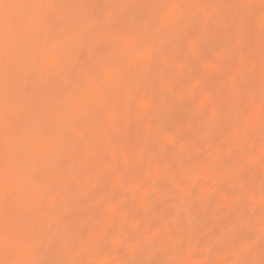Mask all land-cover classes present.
<instances>
[{
    "label": "bare ground",
    "instance_id": "bare-ground-1",
    "mask_svg": "<svg viewBox=\"0 0 264 264\" xmlns=\"http://www.w3.org/2000/svg\"><path fill=\"white\" fill-rule=\"evenodd\" d=\"M177 1L0 0V264H263L260 1Z\"/></svg>",
    "mask_w": 264,
    "mask_h": 264
},
{
    "label": "rangeland",
    "instance_id": "rangeland-1",
    "mask_svg": "<svg viewBox=\"0 0 264 264\" xmlns=\"http://www.w3.org/2000/svg\"><path fill=\"white\" fill-rule=\"evenodd\" d=\"M102 0H88V4H87V7H92L93 8V11H95L96 12V14L97 15H100V17L103 19V21H101V22H104L105 21V19L104 18H106V16H108L109 14H111L112 15V13L114 12L115 13V15H112L111 17V21H115L117 18V15H118V11L119 10H117V8L114 6V5H107V3L105 2V0H104V2L102 1ZM177 1V0H176ZM179 1V3H180V0H178ZM177 1V2H178ZM251 1H256V0H245V2H244V0L243 1H241L242 3H248V2H251ZM260 1V3H257L255 6H254V8L258 5V11H259V14H261V15H263V17H264V0H259ZM241 2L239 3V4H236L237 6H241ZM104 3V4H103ZM103 5V6H102ZM89 7V8H90ZM115 8V9H114ZM210 8V7H209ZM212 9V8H211ZM103 11L102 13L100 12V11ZM116 10V11H115ZM213 10V9H212ZM212 10H209V11H212ZM161 11H164L163 12V14H162V17H163V20H164V23H166L168 20H169V18H170V15H171V10L170 9H167V10H161ZM207 12H208V9H207ZM99 13H101V14H99ZM107 13V14H106ZM106 14V15H105ZM105 15V16H104ZM104 18H103V17ZM114 17H115V19H114ZM101 19V20H102ZM113 19V20H112ZM170 26H172V24L170 25ZM117 27V26H116ZM115 27V28H116ZM116 29H118V27L116 28ZM119 30V29H118ZM105 38H107V39H109V38H112V36H106ZM199 38V37H198ZM197 38V39H198ZM107 39H106V41H107ZM186 47H188L189 49H190V51L191 52H195V50H196V47H197V43H196V39L195 38H193V37H189L188 39H187V41H186ZM210 48V47H209ZM186 52H188V50H185ZM183 52V51H182ZM142 54H144L143 56H146L147 54H148V52L146 51V50H143L142 51ZM192 54V53H191ZM216 54V53H215ZM214 54V58L213 57H211L212 59H213V61H210V58H209V60H207V61H210V62H212V64H217L216 63V58H217V56L219 55V53H217L216 55ZM85 55H87L86 53H85ZM187 55L189 56V52L188 53H184V56L185 57H187ZM193 55V54H192ZM84 56V55H83ZM82 56V57H83ZM88 57V56H87ZM182 57H183V53H182ZM83 58H85V57H83ZM187 58H190V59H193V58H191V57H187ZM187 58H184V60L183 59H181L182 61H184V63L185 62H190V60H188L187 61ZM218 60V59H217ZM192 61V60H191ZM220 62V61H219ZM53 63H54V59H53V57H51V56H48L47 58H46V60L43 62V64H42V68L44 69V70H49L52 66H53ZM191 63V62H190ZM192 64V63H191ZM182 65H183V62H182ZM186 63L184 64V67H188L189 66V64H188V66L186 65ZM202 67H204L203 69H201L200 68V70H204V71H206V74H208L207 73V71H209V70H211V68H212V66H211V64L209 63V62H207V63H205V65L204 66H202ZM190 68V67H189ZM179 70V68L178 67H176V66H174V70ZM175 70V71H176ZM189 70V69H188ZM214 70V69H213ZM180 71V70H179ZM178 71V72H179ZM172 72H173V70H172ZM171 72V70H169V74H174V73H172ZM182 72V71H181ZM200 72V74H202V73H204L205 74V72H203V71H199L198 70V72L197 73H199ZM210 72V71H209ZM214 72V71H213ZM213 72H212V75L214 76L215 74H213ZM111 74H113V72L111 71V70H108L107 72H105V74L102 76V81H104L107 77H109ZM177 76H180L179 74L180 73H175ZM172 75V76H175V78L173 79L170 75L168 76L169 78H170V80H179V79H177L176 78V75ZM185 74H187V71H186V69H185ZM184 74V71H183V73H181V75L183 76V75H185ZM206 74H205V76H206ZM201 77V78H203V79H200V77H198L199 78V80H204V78L206 79V77ZM208 76L210 77V74L209 75H207V78H208ZM212 76V77H213ZM181 77V76H180ZM99 78H101L100 76L98 77V80H97V77L95 78V80H94V83H96L97 81L99 82ZM168 78V79H169ZM182 78V77H181ZM194 78V77H193ZM196 78H197V76H196ZM195 78V79H196ZM193 80V79H192ZM198 79L195 81V80H193V82L188 86V89H190L191 90V88L192 87H194L195 88V90L196 89H198V87H199V81ZM191 81V80H190ZM172 82V81H171ZM190 87V88H189ZM193 89V88H192ZM199 89H200V87H199ZM183 93H185V92H183V91H181V92H179L178 94H176V99H177V101H178V98H177V96H179V95H183ZM186 95H187V93H185V95H183V97L185 96L186 97ZM200 97H197V99H199ZM176 99L174 98V100L176 101ZM146 103H147V100H144L143 102H141V105H143V106H146ZM240 165L242 166V165H244L245 167H242V168H245V170H247L246 172H248L249 173V169L251 168V167H247V169H246V165H245V163L243 162V164L242 163H240ZM239 165V166H240ZM240 168V167H239ZM241 169V168H240ZM252 169V168H251ZM245 170H244V175H246V172H245ZM240 171V170H239ZM239 171H237L239 174L240 173H242V170H241V172H239ZM238 173H237V175H238ZM243 174V173H242ZM240 177H241V175H239ZM238 177V176H237ZM261 180V179H260ZM145 185V184H144ZM263 191H264V189H263ZM141 194H143V196L144 197H146L147 196V191L145 190V189H143L141 192H140ZM262 193H264V192H262ZM263 196H264V194H263ZM47 205V204H46ZM256 225V226H255ZM254 225V228H256V229H260L261 228V226L260 225H262V223H257V224H255ZM151 227H153V226H151ZM152 229H154V228H152ZM152 229H150V230H152ZM153 231V230H152ZM204 235V234H203ZM201 235H198L197 237H196V239H197V241H198V239L200 240V237ZM235 236H239V235H235ZM236 237V238H237ZM240 237V236H239ZM206 238V237H205ZM202 239V238H201ZM252 239H255V238H252ZM204 240H206L207 242H205L206 243V245L204 244V243H202L201 241L202 240H200V241H198L197 243H202L203 245V247L201 248L203 251H201V250H199V253H207V252H209V249H206V247H212L213 245L212 244H215V243H213L212 241V243L211 242H209L207 239H204ZM237 240V239H236ZM242 240H240V238H238V240L235 242V244H234V246H238L239 244H242L243 242H244V244H242L241 245V247L245 250V249H247V248H250V247H248V246H250V245H252V244H250L251 242L250 241H248V239H245V240H243L242 241V243H240ZM247 241L249 242L247 245V248L244 246L245 245V243H247ZM204 242V241H203ZM199 244V246H201ZM209 244V245H208ZM212 245V246H211ZM198 246V248L200 249V247ZM209 247V248H210ZM243 250V251H244ZM246 251V250H245ZM224 253V252H223ZM226 254V253H225ZM227 255H229V254H227ZM226 255V256H227ZM199 256V255H198ZM226 256L224 257L223 256V254L221 255V254H218V255H214L213 256V258L215 259L214 261H216L217 259L216 258H218L220 261H224L225 259H226ZM230 256H227V259L229 258ZM226 259V260H227ZM230 260V259H229ZM228 262V261H227ZM263 262V264H264V261H262ZM225 263H226V261H225ZM215 264V263H214ZM219 264V263H218ZM244 264V263H243ZM249 264V263H248Z\"/></svg>",
    "mask_w": 264,
    "mask_h": 264
}]
</instances>
